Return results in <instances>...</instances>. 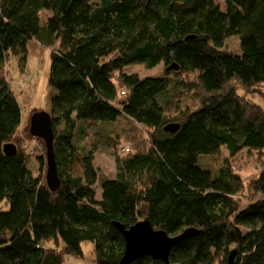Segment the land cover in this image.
I'll list each match as a JSON object with an SVG mask.
<instances>
[{
	"label": "trees",
	"instance_id": "1",
	"mask_svg": "<svg viewBox=\"0 0 264 264\" xmlns=\"http://www.w3.org/2000/svg\"><path fill=\"white\" fill-rule=\"evenodd\" d=\"M235 34L240 51L224 48ZM35 42L51 48L56 191L45 156L35 172L19 147L22 109L6 77L9 60L26 65ZM161 63L160 77L126 72ZM172 63L179 69L167 70ZM121 115L141 131L114 137L109 178L81 133L84 120ZM172 122L176 132L164 129ZM223 148L258 152V178L247 184L226 156L215 173L198 164ZM146 218L173 235L199 230L174 246L170 264H227L232 250L235 264H264V0H0V264H68L89 241L90 264H121L113 222Z\"/></svg>",
	"mask_w": 264,
	"mask_h": 264
},
{
	"label": "rangeland",
	"instance_id": "2",
	"mask_svg": "<svg viewBox=\"0 0 264 264\" xmlns=\"http://www.w3.org/2000/svg\"><path fill=\"white\" fill-rule=\"evenodd\" d=\"M224 48L233 51H240V35H232L225 41ZM51 48L42 46L35 42L30 51L26 65L20 66L16 58L9 60L6 66V77L14 89L22 109V125L19 130V138L23 148L29 153V165L35 172L39 170V163L35 160V156L41 154L46 159L45 144L39 138L32 136L30 132L31 117L37 111H48L51 113V97L54 94L52 87L48 83V77L51 68ZM166 68L163 63L147 68L142 64H131L126 66L127 73H136L140 77H160L165 74ZM257 102L262 103V99L257 97ZM84 130L81 133V145L92 148L95 151V165L101 173L109 178H115L116 169V150L113 146L114 137L116 135L125 138L129 135H138L141 130L139 124L129 119L125 115H121L117 120L94 122L92 120H84ZM88 122V123H87ZM94 122V123H92ZM124 138L122 141H124ZM118 139V138H117ZM131 147L132 143L127 142ZM247 149V148H246ZM256 151L243 150L235 157H231L229 152L223 148L221 157L215 154H203L198 159V164L216 172L218 162L226 157L230 158V164L235 166L243 180L248 184L259 176L260 168L255 163ZM47 164L45 166L44 175H46ZM248 192V189L246 190ZM99 197L101 190H99ZM84 247V257H70L68 264H90L92 262L93 242H86Z\"/></svg>",
	"mask_w": 264,
	"mask_h": 264
},
{
	"label": "water",
	"instance_id": "3",
	"mask_svg": "<svg viewBox=\"0 0 264 264\" xmlns=\"http://www.w3.org/2000/svg\"><path fill=\"white\" fill-rule=\"evenodd\" d=\"M179 65L172 63L167 70H178ZM180 124L172 122L167 124L164 129L176 132ZM30 132L33 136L42 138L46 145V181L52 191H56L60 186V176L58 174L56 153L54 147L55 132L51 113L48 111H37L31 117ZM4 151L7 155H17L16 144L6 143ZM113 224L121 232L125 241V250L121 258V264H130L135 260L149 256L154 261H163L170 264V254L174 246L179 242L197 235L199 230L194 227L187 228L178 234H169L164 229H156L151 221L146 218L137 223L126 227L124 224L114 221ZM236 250L229 254L227 264H235Z\"/></svg>",
	"mask_w": 264,
	"mask_h": 264
},
{
	"label": "built area",
	"instance_id": "4",
	"mask_svg": "<svg viewBox=\"0 0 264 264\" xmlns=\"http://www.w3.org/2000/svg\"><path fill=\"white\" fill-rule=\"evenodd\" d=\"M122 93L124 94L125 92L122 91ZM130 150H131V148H130L129 145H124V146L121 148L122 153H129Z\"/></svg>",
	"mask_w": 264,
	"mask_h": 264
}]
</instances>
